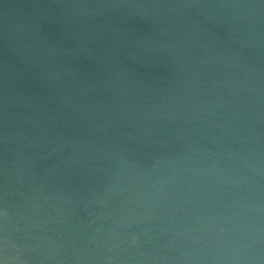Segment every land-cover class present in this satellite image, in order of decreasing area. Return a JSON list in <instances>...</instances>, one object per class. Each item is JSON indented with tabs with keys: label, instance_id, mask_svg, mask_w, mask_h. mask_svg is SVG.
<instances>
[{
	"label": "water",
	"instance_id": "obj_1",
	"mask_svg": "<svg viewBox=\"0 0 264 264\" xmlns=\"http://www.w3.org/2000/svg\"><path fill=\"white\" fill-rule=\"evenodd\" d=\"M0 264H264V0H0Z\"/></svg>",
	"mask_w": 264,
	"mask_h": 264
}]
</instances>
